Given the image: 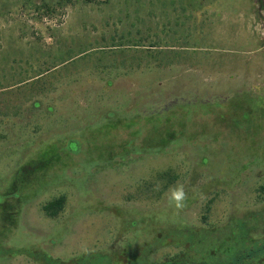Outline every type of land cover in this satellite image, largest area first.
<instances>
[{
	"label": "rangeland",
	"instance_id": "rangeland-1",
	"mask_svg": "<svg viewBox=\"0 0 264 264\" xmlns=\"http://www.w3.org/2000/svg\"><path fill=\"white\" fill-rule=\"evenodd\" d=\"M62 4L0 0V264L200 261L263 240L264 0Z\"/></svg>",
	"mask_w": 264,
	"mask_h": 264
},
{
	"label": "trees",
	"instance_id": "trees-1",
	"mask_svg": "<svg viewBox=\"0 0 264 264\" xmlns=\"http://www.w3.org/2000/svg\"><path fill=\"white\" fill-rule=\"evenodd\" d=\"M63 1V8L68 7V5L73 0H62ZM86 2L91 3L93 0H85ZM123 46V45H121ZM89 51H83L76 57L71 58L70 60H65L62 62V66L68 65L70 62H74L77 59L84 58L87 56ZM50 161H47L46 164H49ZM161 180L165 183L162 190H160V195L166 191L171 185H173L177 180L178 176L171 172H166L161 176ZM66 198L60 197L57 198L50 203H48L44 207V211L47 213V215L51 218L57 217L65 208ZM246 229V228H245ZM194 233V232H193ZM193 237V236H191ZM190 237V238H191ZM189 238V239H190ZM191 241V240H190ZM190 241H185L189 243ZM181 255L184 256L183 253H181L178 256H172V259L169 261H159L157 263H151L148 261H141L137 260L134 261V264H264V239L259 241L250 242L248 245L240 246L236 249H233L229 251L228 253H223L222 255H218L216 253L215 257L206 258L200 261L196 260H189L186 259V256L181 257Z\"/></svg>",
	"mask_w": 264,
	"mask_h": 264
},
{
	"label": "clouds",
	"instance_id": "clouds-1",
	"mask_svg": "<svg viewBox=\"0 0 264 264\" xmlns=\"http://www.w3.org/2000/svg\"><path fill=\"white\" fill-rule=\"evenodd\" d=\"M183 198H184V192L182 188H177L171 192V199L176 201L178 205L183 200Z\"/></svg>",
	"mask_w": 264,
	"mask_h": 264
}]
</instances>
